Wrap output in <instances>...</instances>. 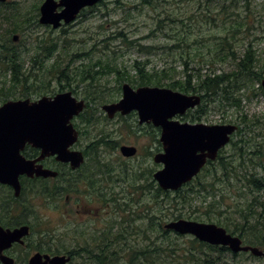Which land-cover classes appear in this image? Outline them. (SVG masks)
Here are the masks:
<instances>
[{
	"label": "rangeland",
	"instance_id": "374dc122",
	"mask_svg": "<svg viewBox=\"0 0 264 264\" xmlns=\"http://www.w3.org/2000/svg\"><path fill=\"white\" fill-rule=\"evenodd\" d=\"M33 2H38L40 8L43 0H26L23 5V12L29 10L32 13L31 4ZM236 3L239 5L238 7L235 6ZM193 4L196 3L189 0H162L160 6L154 10L142 4L141 0H104V3L99 2L93 6V10L90 7L86 8L73 22L63 24L59 28L47 27V25L39 22V24H33L28 28L25 36L29 38H25L24 41H20V35L15 34L19 38L13 42L19 43V47L26 52L24 54V78L27 79V83L18 87L19 92H15L12 97L5 99V88L12 84L11 73L8 71L7 62L0 61V105L9 99L26 98L20 97L23 89L31 91L37 89L38 92H33L27 97L34 100L44 95L53 96L58 92L71 90L77 98L87 99L91 102V114H93V118H96L90 126H86L79 116L75 118L74 123L78 122L83 131L76 147L82 149L95 139L101 129L112 132L114 137L110 139L120 142L117 149H106L103 155L99 156L98 159L102 161V164L97 161L88 163L87 174L94 177L91 188L87 186L88 182L77 187L75 181H69L70 183L67 182L66 187L69 184L73 185H69L68 192H63L62 195L57 196L56 200L45 198L43 195L35 198L33 195L32 198H29L33 200L27 199L21 204L18 203L15 211L19 213L17 215L24 217L34 226L29 242L36 244L38 241L48 240L49 237L46 235L48 229L55 231L61 240L65 241L66 238L69 241L68 246L72 248L74 246L80 247L79 241H83V244L86 243V245L100 247L98 243L92 244L89 238L105 239L104 232L107 230L109 232L110 225L114 224V226H118V229L120 226L122 227L120 232L118 230L115 233L117 237L122 235L123 230L126 233L135 232L129 235L128 241H125L127 246L129 244L136 250H150V253L145 258L142 254L133 253V247L120 250V247L115 245L114 250L118 252L113 251L111 263L124 264L141 261L144 264H195V258L200 257L201 259L204 254L202 252L203 247L198 245L193 235L178 234L171 230L170 234L164 235L157 225L161 220L148 218L155 212V207L153 212L149 211L152 202L147 204L149 200H147L146 195H143L144 193L139 203L134 204L130 201L129 204L128 202L129 209L126 212L115 213L107 209L108 190L120 193V197H125L129 201V196L133 194L128 189L133 173L130 172L127 177L126 173L121 172L120 178L122 180H115L106 186L103 182L100 183L96 180L100 176L106 177L105 173L101 171V168L104 169L106 166L103 164L108 163V167L112 168L113 180L115 175L121 171L120 166L124 161L134 169L142 164L144 167L146 165L153 166L156 170L162 166L153 161V156L159 152L156 150L159 144L151 138V128L144 127L148 124L141 125L138 122L136 112L126 116L118 113L113 119H110L102 109L103 104L118 101L122 97V85L125 82L130 83L129 81L124 80L120 83L119 74L116 72L95 79L93 74L96 75L97 70L103 69L100 64L93 67V74L88 73L93 77L84 81L80 80L82 73L88 68L90 69L94 63H101L105 67L109 65L110 67H107L109 69L111 67L120 68L121 71H129L135 76L134 62L136 60L146 61L148 70H167L171 77L166 78V82L185 79L187 73L192 72L199 73L203 77L217 74L225 75L237 70L238 61L251 47L256 51L261 63L264 64V0H249V5L246 0L211 1V6L216 15L214 14V17L207 20H202V16L198 15L200 18H198L197 25L194 21L186 20V24L194 25L195 34L190 36L182 46L169 47L174 43L173 37L176 30L173 31L168 22L163 31H152L156 28V19L166 15L165 9L171 10L181 17H187L195 11ZM223 5H226V12L221 11ZM202 11L205 12L206 8ZM235 18L238 20L243 18L241 21L245 25L230 27ZM0 27L1 31H5L8 23L0 20ZM62 28L66 30L63 31ZM183 28L184 30L180 29L182 34L191 29V27L186 26ZM197 32L200 36L206 37L203 39L204 43L195 42L198 37ZM214 35L219 39L213 38ZM225 38L229 41L227 45L222 47L216 45V42ZM44 39H46L48 47H53L55 43L57 45L53 56L46 62L45 68H41L39 61L34 64L32 56L36 51H40V48H37V43H41L40 41ZM140 44L144 47L139 46ZM229 50L235 52L238 59L229 56L226 60ZM191 57H193V61L190 59ZM174 58H176L175 61H173ZM185 59L189 62H186ZM57 61L61 62L60 65L63 69H66L69 78L59 75L57 65L51 67ZM207 61L211 63H206ZM199 65H201L200 70ZM60 82L67 88L60 90ZM130 84L134 88L138 87ZM259 85L257 81L249 82L248 87L234 94V97L238 101L240 100V108L229 105V102L224 100L223 103L206 104V109L209 110L207 114L191 116L192 113H196L195 110L200 107V104L189 110L187 112L189 115L184 114L183 116H176V118L181 121L208 124L232 123L242 128V134L236 135L237 130L232 135L233 139L238 142V147L230 142L224 147V156L229 159L241 160L239 147H242L246 152L245 162L242 165L246 166L247 172L257 171L264 177V90L262 88V93ZM90 91L96 96L94 100H91L93 98H91ZM201 103L205 104L204 101ZM122 144L136 145L139 150L138 154L130 158L124 157L120 151ZM147 149H152L154 154L146 158ZM243 174L242 170L240 175L243 176ZM124 177L126 181L123 180ZM107 178H109L108 174ZM234 182V186H221L222 188L216 190L214 195L209 194L207 198L203 195H196L192 200V208L187 207L190 217L198 221L213 223H217L218 219L226 220L228 216H233L236 219V215L239 214L237 210L245 206V203L254 198L258 192H251L244 186L239 188L243 185V180L235 179ZM100 192L103 202L99 199ZM260 193L262 194L261 200H264V191ZM118 194L117 196H119ZM111 209H113V204ZM156 212L159 213V210ZM171 220L166 219L163 222V227L165 223ZM153 224L155 225L153 226ZM98 227L102 228L101 233ZM116 230L114 227L113 232ZM166 238L167 240L164 242L163 239ZM119 244L121 248H124V241L119 242ZM25 248L30 253L27 255L26 251H20L21 261L17 264H28L29 257L36 252L30 247L26 246ZM261 248L264 249V247ZM98 250L99 257L104 259L105 252L99 248ZM8 253L16 258L19 251L10 249ZM224 255L228 263L231 264H264V257L254 256L250 252H239L236 255L233 252H226ZM25 257L26 262H24ZM138 257L140 259L137 260ZM134 259L135 262H133ZM79 262L96 264L98 259L95 260V263L83 260L75 261V264H80ZM0 264L2 263L0 262Z\"/></svg>",
	"mask_w": 264,
	"mask_h": 264
},
{
	"label": "trees",
	"instance_id": "16d2710c",
	"mask_svg": "<svg viewBox=\"0 0 264 264\" xmlns=\"http://www.w3.org/2000/svg\"><path fill=\"white\" fill-rule=\"evenodd\" d=\"M26 0H7L5 2H0V20L2 22L8 23V27L5 31H1L0 27V61L7 62L8 64V71L11 73V86L5 88L6 98L8 99L12 97L15 92H19L18 87L22 86L27 83V79L24 78L25 76V68H24V54L26 52L23 51L22 48L19 47V43H14V35L17 33L20 35V41H24L25 38H29L25 36L28 28H30L33 24H39V3L33 2L32 9L33 12L31 13L29 10L23 12V5L25 4ZM162 0H141V3L147 5L151 9H157L160 6ZM194 1L196 4L195 11L190 13L187 17H181L180 15L172 12L171 10H166V15L164 17H159L156 19V28L152 31H159L165 29V24L168 22L170 27H172L173 31L176 30L175 36L173 37L174 43L169 47L173 48L174 46H182L183 43H186L188 38L195 34V27L192 26L191 23L186 24V20L194 21L197 25L198 18L201 17L202 20H207L208 18L214 17L215 12L213 11V7L211 6V1L213 0H189ZM247 4L249 5V0H246ZM104 3V0L100 1ZM247 5V7H248ZM236 7L239 5L236 3ZM264 6V4H263ZM206 8V11L203 12L202 10ZM93 10V6L90 7ZM85 9L82 10L85 11ZM221 11L226 12V5L221 7ZM80 15V14H79ZM200 15V16H198ZM216 15V14H215ZM243 20V18L241 19ZM238 19H234V23L231 24L230 27H241L245 24ZM184 26L191 27L187 33L182 34L180 31L184 30ZM246 26L247 23H246ZM47 27H50L47 25ZM198 27V26H196ZM65 31V28H62ZM181 29V30H180ZM178 30V31H177ZM199 31V30H198ZM168 34V33H167ZM198 37L196 38V43H204L203 39H206L204 36H200L197 32ZM213 38L218 40L219 38L214 35ZM41 43H37V48H40V51H36L33 59L34 64L38 63L41 64V68H45V64L53 56L54 50L56 49L57 43L53 47H48V43L46 39L41 40ZM228 39H222L220 42H216V45L225 46L228 44ZM144 47L143 45H139ZM229 56H233L235 59L237 55L235 52L229 50L228 55L226 56V60ZM193 61V57L190 58ZM176 58L173 59L175 61ZM186 60V59H185ZM186 62H189L186 60ZM61 62L57 61L53 63L51 67H56L59 70V75L69 78V74L66 69H63L60 65ZM206 63H211L207 61ZM100 64L103 69L97 70L96 75H94V66ZM148 63L146 61H135L134 62V69L136 71L135 76H133L129 71H121L120 68L107 67L103 66L101 63H94L90 69L88 68L86 71L82 73L80 77L81 81L86 80L89 77H93L95 79L103 77V75H110L114 72L119 74L120 83L124 80L129 81L133 85L142 86V85H154V86H167L171 87L175 90H180L185 93H198L202 96V102L204 101L205 104L200 105L198 109L195 110V114L192 113L191 116H201L203 114H207L209 110L206 109V104L220 102L223 103L224 100L229 102V105L236 106L238 108L241 107L240 100L238 101L234 94L236 92H240L245 87H248L249 82L257 81L259 82V89L262 91L261 81L264 77V64L261 63V59L257 55L256 51L253 48H248L246 53L243 57L240 58L238 61V68L235 71L227 74H217L214 76L207 75L203 77V75L195 74V73H187V77L185 79H178L166 82V78H170L171 75L167 72V70H148L147 69ZM188 65V63H187ZM194 68V67H192ZM199 70L201 69V65H199ZM1 70V69H0ZM88 73L93 74V76L88 75ZM60 77V76H59ZM196 78V79H195ZM195 80V81H194ZM61 89H66V85L60 82ZM26 88V87H24ZM121 89V86H119ZM38 92L36 90H22V95L20 97H29L31 93ZM263 93V91H262ZM41 94V92H40ZM91 100H94L96 96H94L93 92L90 91ZM264 94V93H263ZM90 97V95L88 94ZM233 98V99H232ZM95 103V102H94ZM87 107L80 115L79 118L86 124V126H90L94 123L96 118H93V114H91V102L88 101ZM92 116H91V115ZM189 115L188 113L186 116ZM107 118V117H106ZM124 118V117H122ZM75 126L80 131V135L83 134L80 124L78 122L75 123ZM146 128H151V138L159 144V147H156L157 151H161L162 143L158 135L160 133L159 127H155L152 124H148L144 126ZM242 128H239L236 132V135L242 134ZM114 137L112 132L106 131L104 129L99 130L95 139L87 144V149L85 150L86 154V161L85 163L78 169L81 172L80 181H77L78 177L72 175L71 178L62 177L64 181L54 182L50 184L48 180H43L41 183L43 196L48 199L56 200L57 196L63 194V192H68L69 184L66 187V183L74 180L78 183L88 182V187L91 188L93 184L94 177L92 175L87 174V166L90 161H97L99 164H102V161L99 158L100 155H103V152L106 149H117L119 141L111 140L110 138ZM243 141V139H240ZM233 145L238 147V142L231 138ZM111 150V151H113ZM239 151L241 152V160L237 158L229 159L224 156L225 148L220 150L218 158L214 161H209L206 166L202 169V171L193 178L190 182L183 185V187L179 188L178 190H164L162 189L157 181L153 177V173L155 172V168L153 166L146 165L145 167L142 164H139L135 169L132 166H128L127 162L124 161L121 164L120 172L115 175V179H112V168L109 166L108 163H104L106 165L105 168H101L106 175L101 177V182H103L106 186L115 180H122L120 178L121 172L126 173L127 177L128 174L131 172L133 173L132 181L129 182L130 187L128 188L130 192L133 194L129 196V201L125 197H120V193L111 190L107 191V209L110 212L115 213H123L126 212L128 207V202L132 201L134 204L139 203L141 200V196L146 195L147 200L149 203L152 202V206L149 208V211L153 212L155 207V212L153 215H149L148 218L154 220H161L157 225L159 229H161L162 234H170V230H167L163 227V222L166 219H179V218H188L194 219L190 217L189 209L187 207L192 208L193 199L196 195H203L205 198L208 197L209 194L215 193L216 190L223 187L234 186V180H243V185L239 188L247 187L251 192H258L257 195L254 196L251 200H248L245 203V206H242L240 210H237L239 214L236 215V219L233 216H228L226 220H217V224L220 226L225 227L228 232L232 234L238 235L241 237L246 244L257 245L260 247H264V200H261V193L264 191V177L261 175L260 172L257 171H250L247 172L246 166L242 165L245 162V150L242 147H239ZM154 154V151L148 150L146 153V158L151 157ZM235 160V161H233ZM239 161V162H237ZM56 162V161H55ZM241 162V163H240ZM107 167V169H106ZM133 170V171H130ZM244 172L243 176H241V172ZM107 174L109 178H107ZM126 181V178H123ZM100 182V183H101ZM70 183V182H69ZM117 194L119 196H117ZM214 195V194H213ZM0 224L7 226V227H14L20 224L28 223L31 226V233L26 240L25 245H21L19 243H15L11 250L19 251V254L16 255V263L21 261L20 258V251H26L25 247H30L35 249L36 251L41 252H49L52 254H63L68 253L69 255L72 254L71 249L72 247L68 246V240L65 241L61 240L58 234L55 231H51L47 229L46 235L48 240L44 242H39L34 244L33 242H29L31 240V234L33 231V224L24 219V217H20L16 213V207L18 205L17 202H13L12 199L8 197V192L1 193L0 190ZM122 200H126L123 201ZM113 204V209L112 208ZM112 210V211H111ZM159 210V213L156 212ZM147 211V212H149ZM150 213V212H149ZM197 220V219H194ZM155 224H153L154 226ZM114 227H116V231L113 232ZM122 227L118 229V226H114V224L110 225L109 232L108 230L104 232L105 239H97L98 240V247L102 252H105V258H98V263L96 264H118V263H111L112 256L114 252H118L114 250V246L118 245L120 250H126L128 247L132 248L125 243L128 241V237L131 234H134L132 231L126 233L124 230L122 235H115L118 231L120 232ZM126 233V234H125ZM145 236V235H144ZM168 236V235H166ZM166 242V239H163ZM197 241L200 247H203V255L200 257L195 258V264H231L228 263L225 257L226 252H232L230 248L226 246H219V245H212L206 242L199 241L198 239H194ZM124 241V248H121L119 242ZM82 248L86 246V243L83 244V241L78 242ZM147 247H149L147 245ZM105 248V249H104ZM31 249V250H32ZM134 252L137 255L142 254L145 258H147L148 253L150 250H136L134 247ZM114 251V252H113ZM27 255L30 253L29 250L26 251ZM236 255L237 253H234ZM27 257V256H26ZM26 257L24 262H26ZM137 260L140 257L136 258ZM199 261V263H197ZM135 262V259L134 261ZM137 263H124V264H144L141 261H136ZM80 264H84L79 262ZM69 264H75L74 261H71ZM123 264V263H122ZM180 264V263H178ZM187 264V263H184Z\"/></svg>",
	"mask_w": 264,
	"mask_h": 264
},
{
	"label": "water",
	"instance_id": "95a60500",
	"mask_svg": "<svg viewBox=\"0 0 264 264\" xmlns=\"http://www.w3.org/2000/svg\"><path fill=\"white\" fill-rule=\"evenodd\" d=\"M7 0H0L5 2ZM101 0H43L40 5L39 22L59 28L73 22L80 12ZM19 36L15 35L14 40ZM264 90V79L261 82ZM202 102L198 93H185L166 86L142 85L134 88L130 83L122 85V97L106 103L102 109L108 118L117 113L126 116L136 112L139 123L160 127L162 150L155 153L153 161L162 166L153 177L164 190H178L195 178L209 161L218 158L219 152L230 143L237 131L236 124H208L204 122L181 121L189 109ZM86 107L84 99L73 92L61 91L53 96L44 95L37 100L30 98L9 99L0 106V182L13 186L16 196L20 194L19 176L56 177L58 172L44 167L40 161L55 156L63 163H69L76 170L86 161L84 152L73 148L80 139V132L74 124ZM29 143L41 149L35 159H27L21 151ZM121 154L134 157L138 147L122 144ZM164 228L179 234H190L202 242L226 246L234 253L250 252L264 257V249L245 244L238 235L213 222L179 218L164 224ZM31 233L28 223L14 227L0 224V262L15 264L16 259L8 253L15 243L24 245ZM68 254L34 252L28 264H68Z\"/></svg>",
	"mask_w": 264,
	"mask_h": 264
},
{
	"label": "flooded vegetation",
	"instance_id": "af4514ba",
	"mask_svg": "<svg viewBox=\"0 0 264 264\" xmlns=\"http://www.w3.org/2000/svg\"><path fill=\"white\" fill-rule=\"evenodd\" d=\"M17 99H24V98H17ZM31 100H34V99H31ZM88 101L89 100H87V99L85 100L86 103ZM86 108H88L87 104H86L85 109ZM132 113H134V112H132ZM132 113H130L128 115H131ZM116 115H118V113ZM119 115H121V114L119 113ZM159 129H160V127H159ZM160 133H161V129H160ZM73 148L79 149V148L76 147V145ZM86 149H87V145L82 147V149H80V150H82L84 152L85 157H86V154H85V150ZM21 153L27 159H35L41 154V149L37 148V147H34L33 145L27 143L25 145L24 149L21 151ZM86 159H87V157H86ZM40 162L44 164V167L50 168L52 170L57 171L58 175L56 177H43V176H28L27 174H22V175L19 176V179H20V182H21V190H20V194L18 196H16V190H15V188L13 186L0 182L1 193L8 192V197L10 199H12L13 202H17V203L21 204L22 202H25V200H27L29 198H32L33 195L35 196V198H39L40 196L43 195L42 186H41V183H42L43 180H48L50 183L51 182L54 183V182H59V180L60 181H64L62 179V177H66V178H71L72 179L73 177H71V176L74 175V176L78 177L77 181H80L79 175L81 176L82 174H81V172H79V170H78L79 168L74 170V169L71 168L69 163L60 162V161H58L56 159L55 156L46 157L44 160H42ZM96 180L101 182V176L99 177V179H96ZM71 181H74V180H71ZM80 184L81 183L76 182V186L77 187ZM101 196H102V193L100 192L99 199L103 202ZM29 200L31 201L33 199H29ZM75 204H77V203H75ZM100 205H102V204L100 203ZM101 229L102 228L98 227V230H99L100 233H101ZM97 239L98 238H89V241L92 244H97V242H98ZM94 248H96V249H94ZM71 252H72V254L70 255V257H71L70 262L71 261L78 262V261L85 260V262L91 261L92 263H95V260L98 259L99 255H100L97 245L96 246L86 245L84 248H82L81 246L80 247H75L74 246L71 249ZM63 254H68V253H63Z\"/></svg>",
	"mask_w": 264,
	"mask_h": 264
}]
</instances>
